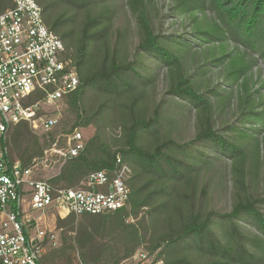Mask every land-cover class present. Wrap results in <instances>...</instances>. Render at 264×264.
I'll use <instances>...</instances> for the list:
<instances>
[{
  "label": "trees",
  "instance_id": "16d2710c",
  "mask_svg": "<svg viewBox=\"0 0 264 264\" xmlns=\"http://www.w3.org/2000/svg\"><path fill=\"white\" fill-rule=\"evenodd\" d=\"M35 2L79 80L63 130L84 151L60 181L130 170L125 208L58 219L42 263L122 264L146 244L163 264H264V0ZM46 145L20 123L9 159Z\"/></svg>",
  "mask_w": 264,
  "mask_h": 264
},
{
  "label": "built area",
  "instance_id": "2783aa9c",
  "mask_svg": "<svg viewBox=\"0 0 264 264\" xmlns=\"http://www.w3.org/2000/svg\"><path fill=\"white\" fill-rule=\"evenodd\" d=\"M10 2L0 11V264H43L44 246L56 244L57 236L39 230L40 215L64 219L121 210L130 170L117 157L110 176L90 172L70 187L60 181L67 162L84 151L81 132L63 130L64 99L79 80L35 0ZM20 123L47 139L54 134L28 168L9 159V134ZM125 264L163 261L157 251L140 248Z\"/></svg>",
  "mask_w": 264,
  "mask_h": 264
},
{
  "label": "rangeland",
  "instance_id": "374dc122",
  "mask_svg": "<svg viewBox=\"0 0 264 264\" xmlns=\"http://www.w3.org/2000/svg\"><path fill=\"white\" fill-rule=\"evenodd\" d=\"M168 2V0H156V3L159 5V7H161V5L164 3L166 4ZM262 80L264 81V73H262ZM261 94L264 96V90H262ZM91 130H89V133L87 132L86 136L91 134ZM11 133V132H10ZM54 134H52L49 139H47L46 137H42L41 135L39 136L42 140H44L46 142V144H48V141L52 138ZM10 137V134H9ZM262 159L264 162V150L262 153ZM264 172V170H263ZM263 184H264V176H263ZM40 220L38 219V223H39V230L44 231L47 234L53 233L55 236H57V242L56 244H45L44 246V252L42 254V256L48 251L51 250L53 248H56L60 245L61 243V237H60V230H58L56 228V222L58 219H62L60 218L57 214L53 213V212H46L44 214L40 215ZM58 244V245H57ZM140 248H146V244L142 245ZM139 248V249H140ZM126 261H124L122 264H125Z\"/></svg>",
  "mask_w": 264,
  "mask_h": 264
}]
</instances>
